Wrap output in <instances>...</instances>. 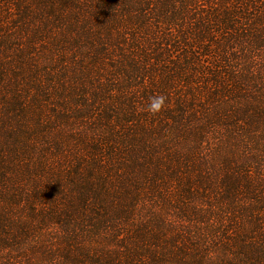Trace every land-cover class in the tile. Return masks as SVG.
Returning a JSON list of instances; mask_svg holds the SVG:
<instances>
[{
    "label": "trees",
    "instance_id": "trees-1",
    "mask_svg": "<svg viewBox=\"0 0 264 264\" xmlns=\"http://www.w3.org/2000/svg\"><path fill=\"white\" fill-rule=\"evenodd\" d=\"M0 264H264V0H0Z\"/></svg>",
    "mask_w": 264,
    "mask_h": 264
},
{
    "label": "clouds",
    "instance_id": "clouds-1",
    "mask_svg": "<svg viewBox=\"0 0 264 264\" xmlns=\"http://www.w3.org/2000/svg\"><path fill=\"white\" fill-rule=\"evenodd\" d=\"M166 97L164 95H155L150 97L147 111L151 114L159 113L164 107Z\"/></svg>",
    "mask_w": 264,
    "mask_h": 264
},
{
    "label": "rangeland",
    "instance_id": "rangeland-1",
    "mask_svg": "<svg viewBox=\"0 0 264 264\" xmlns=\"http://www.w3.org/2000/svg\"><path fill=\"white\" fill-rule=\"evenodd\" d=\"M24 261H27V260H26L25 258L22 257V258L20 259V262L23 263Z\"/></svg>",
    "mask_w": 264,
    "mask_h": 264
}]
</instances>
